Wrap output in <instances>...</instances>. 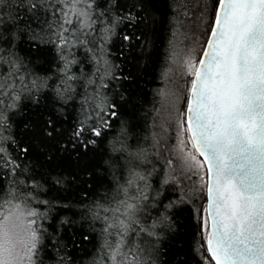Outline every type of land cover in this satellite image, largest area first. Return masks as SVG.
<instances>
[{
	"label": "snow or ice",
	"instance_id": "1",
	"mask_svg": "<svg viewBox=\"0 0 264 264\" xmlns=\"http://www.w3.org/2000/svg\"><path fill=\"white\" fill-rule=\"evenodd\" d=\"M146 2L137 0L132 7L143 8ZM118 24L132 30L137 24L131 11L120 14L119 0H104L103 7L99 0H0V169L24 175L34 153L59 167L61 157L79 160L82 153L98 149L117 115L116 104L107 103L101 90H107L112 79L128 77L111 73L107 61L93 52L103 47L93 37L99 32L108 38ZM206 34L199 59L186 61L192 79L179 124L188 139L179 141L177 151L188 178L195 175L199 187L206 189L201 227L214 264H264V0H215ZM24 39L30 51L22 56L16 45ZM121 39L130 45L139 37L130 31ZM49 45H55L59 63L54 74H41L37 69ZM80 50L83 60L77 58ZM89 62L92 71L85 72ZM48 92L54 100L51 110L41 114L37 124H25L34 136L30 143L20 142L13 116L21 100L39 106ZM77 100L78 114L66 129L65 108ZM189 145L191 150L185 151ZM108 151L100 167L112 173L111 186L88 203L81 200L75 214L103 224L100 264H145L135 243V236L146 232L139 216L149 199L137 183L145 179L137 171L141 154L123 144H113ZM86 175L91 179L93 173ZM75 179L68 181L63 172L49 176L59 186ZM42 189L43 184L29 176L28 181L17 180L6 196L0 191V264H43L39 254L51 204L37 200L34 193ZM174 206L169 201L165 207ZM75 223L61 217L57 232Z\"/></svg>",
	"mask_w": 264,
	"mask_h": 264
},
{
	"label": "trees",
	"instance_id": "2",
	"mask_svg": "<svg viewBox=\"0 0 264 264\" xmlns=\"http://www.w3.org/2000/svg\"><path fill=\"white\" fill-rule=\"evenodd\" d=\"M99 2L103 7L104 0ZM136 2L119 0L120 14L131 11L137 15L134 30L125 24H118L108 38H102L99 32L93 37L103 45L101 49L94 48L93 52L107 61L111 73L128 77L112 79L109 88L101 90L107 103L116 104L117 115L110 119V127L98 142V149L82 153L79 160L61 157L59 167L57 162L49 164L34 153L28 163L29 172L24 175L19 171L9 175L6 169H0V191L5 196L8 190L16 187L17 180L28 181L29 176H34L38 183L43 184V189L34 193L37 200H48L51 204L48 211L50 223L44 224L46 231L39 254L43 264H62L61 258L64 264H100L98 254L105 243L103 224L99 221L89 223L75 213L80 210L81 200L88 203L111 186L112 173L100 165L109 158L108 149L113 144L117 148L121 144L126 145L129 151L141 154L137 171L145 179L137 183L144 188L149 199L142 203L143 211L139 216L146 232L136 235L135 243L145 264H214L206 251V234L201 227L202 210L207 205L206 189L196 185L192 179L177 181L171 174L169 158L172 149L169 142L163 139L159 111L171 58L190 39H198L200 44H204L215 0H147L143 8H133ZM96 27L99 29L100 24ZM130 31H134L139 39L129 45L121 37ZM16 47L22 56L30 51L26 39L18 41ZM77 58H85L83 50L77 52ZM58 63L55 45H49L37 71L54 74ZM92 67L91 62L86 64L85 72L92 71ZM88 91L91 93L92 89ZM53 104L50 92L41 96L39 106L34 105L31 99L21 100L20 111L13 116L14 133L20 142L32 141L34 133L25 124H37L40 115L51 110ZM79 106V100L66 106L65 111L69 114L66 129L77 116ZM9 151L15 157L16 153L11 148ZM121 170L117 171V175L121 174ZM57 172H63L68 181L75 176V182L53 185L49 176ZM87 173H93L91 179ZM164 180L169 183L164 184ZM169 201L178 206L166 208ZM30 203L32 207L38 206L35 202ZM61 217H70L76 223L70 230L65 228L57 232ZM163 217L168 219L163 220ZM147 232H154L155 236ZM85 234L89 236L88 240L82 239ZM73 239L78 242L73 243ZM132 239L129 237V241Z\"/></svg>",
	"mask_w": 264,
	"mask_h": 264
},
{
	"label": "rangeland",
	"instance_id": "3",
	"mask_svg": "<svg viewBox=\"0 0 264 264\" xmlns=\"http://www.w3.org/2000/svg\"><path fill=\"white\" fill-rule=\"evenodd\" d=\"M199 42L198 39L196 41L188 40L185 46L178 50L175 57L171 58L161 97L159 111V117L161 119L160 127L163 132V139L169 142L172 149L171 157L169 158L171 163H169V166L171 174H174L177 181H189L188 176L190 175L187 168H182L181 159L179 158L180 154L177 151L179 141L181 139H188L187 135L180 128L179 118L185 110L186 100L189 96V84L192 79L187 75L186 61L189 57L194 60L199 59V53L203 45V42L202 44ZM188 150H191L190 145L185 149V151ZM191 179L196 185H199V180L195 175H191Z\"/></svg>",
	"mask_w": 264,
	"mask_h": 264
},
{
	"label": "water",
	"instance_id": "4",
	"mask_svg": "<svg viewBox=\"0 0 264 264\" xmlns=\"http://www.w3.org/2000/svg\"><path fill=\"white\" fill-rule=\"evenodd\" d=\"M206 207H207V205H206Z\"/></svg>",
	"mask_w": 264,
	"mask_h": 264
}]
</instances>
